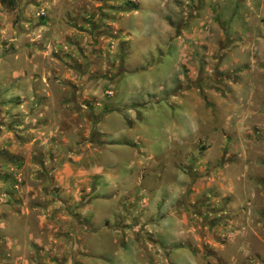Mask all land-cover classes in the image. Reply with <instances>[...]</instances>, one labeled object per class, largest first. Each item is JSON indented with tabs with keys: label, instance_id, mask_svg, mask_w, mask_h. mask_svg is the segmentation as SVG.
<instances>
[{
	"label": "rangeland",
	"instance_id": "374dc122",
	"mask_svg": "<svg viewBox=\"0 0 264 264\" xmlns=\"http://www.w3.org/2000/svg\"><path fill=\"white\" fill-rule=\"evenodd\" d=\"M120 1L0 0V264H115L179 166L204 264H264V0Z\"/></svg>",
	"mask_w": 264,
	"mask_h": 264
},
{
	"label": "crops",
	"instance_id": "0c3cea01",
	"mask_svg": "<svg viewBox=\"0 0 264 264\" xmlns=\"http://www.w3.org/2000/svg\"><path fill=\"white\" fill-rule=\"evenodd\" d=\"M127 1L125 3V0H121L119 3L117 2L116 5L111 6L113 9L117 8L120 12L129 11L127 8L128 5H130V2ZM138 4V2L136 1ZM191 3V0H186V2L177 1V4H179V9L182 10L181 18L184 16L183 13H185L184 10H187V7ZM191 6V5H190ZM178 8V7H177ZM192 7H189L187 12L191 13ZM181 18L179 20H171L168 19V24L173 26L174 28L178 27L181 24ZM167 25V23H166ZM168 25L165 27L167 28ZM115 28V27H114ZM178 29V28H177ZM116 37H119L121 33L120 29H116ZM177 31V30H175ZM179 38L180 35H177ZM117 39V38H116ZM181 39V38H180ZM117 42V41H116ZM188 44L184 45L182 54V67H181V78H185L184 74V68L188 66L189 56H188ZM186 79V78H185ZM187 81V80H186ZM190 88V87H189ZM209 94L212 92V90H208ZM212 95V94H211ZM214 96V95H212ZM223 100V99H221ZM217 103H214V105L217 108V111L224 110V106L221 104L220 98L216 100ZM181 169V173L176 175L178 178V181L174 184V190L172 197L165 198L162 200V204H160L158 207L159 209H155V205H158L159 200L153 201L151 203L152 205H149L147 200L144 198H139L138 195L135 197H129L126 199V203L122 207L127 206V201H132V207H142L144 210V217L149 220L148 224L145 225L144 231L149 232L148 239L150 242L147 243V241H144L142 238H139L138 236L135 237L133 233H131L130 229L124 228L122 231V228H118L116 225L125 224L126 222H130L133 218V216H128L124 210L125 213L121 214V209L119 213V218L116 219V225L115 228L120 231H114L116 237L113 239L114 244V254L117 255V262L115 264H187L188 261L195 260L194 263L190 264H204V260L200 252L197 251V246L195 244V241L197 237H193V234H189L186 230L187 228L184 226V224L187 222L186 213H178L177 208H190L189 202L184 201L183 198H185L186 192L191 188H193L194 183L192 182L191 173H188L182 169L181 166H179ZM93 172L95 176H99L102 173V169L95 167L93 169ZM96 189V186H95ZM162 206V208H161ZM164 206L167 210H165ZM161 208V209H160ZM149 213V216H146V214ZM127 214V215H126ZM143 219V218H142ZM91 225V223H89ZM178 225H181L183 230L181 232V240L172 238L177 236L176 234H173L174 230L170 229L171 227H177ZM114 228V229H115ZM92 225L90 226V230H92ZM128 229V230H126ZM169 229V230H168ZM126 232V233H125ZM119 234H126L124 236V239L126 242H119L117 243V240L123 239L118 236ZM180 235V234H179ZM82 246V245H81ZM173 247H184L185 250L183 253H177L173 250ZM81 250L83 251V256L87 255L86 249H83L81 247ZM84 263L82 260V257L80 259V264Z\"/></svg>",
	"mask_w": 264,
	"mask_h": 264
},
{
	"label": "built area",
	"instance_id": "2783aa9c",
	"mask_svg": "<svg viewBox=\"0 0 264 264\" xmlns=\"http://www.w3.org/2000/svg\"><path fill=\"white\" fill-rule=\"evenodd\" d=\"M129 224H130L129 222H126V223H125V225H129ZM140 226H141V223L138 222V223H136V224H131L129 229H130L131 231H133V232H137V231H139ZM116 231H120V230L118 229V230H116ZM119 235H120V234H119Z\"/></svg>",
	"mask_w": 264,
	"mask_h": 264
},
{
	"label": "trees",
	"instance_id": "16d2710c",
	"mask_svg": "<svg viewBox=\"0 0 264 264\" xmlns=\"http://www.w3.org/2000/svg\"><path fill=\"white\" fill-rule=\"evenodd\" d=\"M130 2V1H129ZM128 2V3H129ZM137 7H138V4L136 3V2H130V5H128L127 6V8L129 9V10H136L137 9Z\"/></svg>",
	"mask_w": 264,
	"mask_h": 264
}]
</instances>
